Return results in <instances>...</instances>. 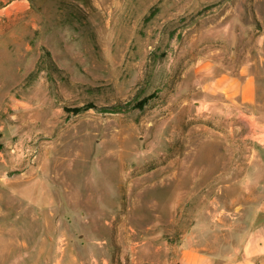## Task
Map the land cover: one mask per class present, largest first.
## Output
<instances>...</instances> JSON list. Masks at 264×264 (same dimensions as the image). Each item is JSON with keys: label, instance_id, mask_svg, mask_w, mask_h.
Returning a JSON list of instances; mask_svg holds the SVG:
<instances>
[{"label": "rangeland", "instance_id": "rangeland-1", "mask_svg": "<svg viewBox=\"0 0 264 264\" xmlns=\"http://www.w3.org/2000/svg\"><path fill=\"white\" fill-rule=\"evenodd\" d=\"M200 60L253 61L264 102V0H0V264H175L246 226L264 156L192 100Z\"/></svg>", "mask_w": 264, "mask_h": 264}, {"label": "crops", "instance_id": "crops-1", "mask_svg": "<svg viewBox=\"0 0 264 264\" xmlns=\"http://www.w3.org/2000/svg\"><path fill=\"white\" fill-rule=\"evenodd\" d=\"M255 68L253 61L235 70L218 69L210 60L197 61L192 68L191 83L204 97L194 96L192 100L197 107L220 106L222 113L233 111L252 118L236 126L237 130L245 129L238 142H245L247 135L252 136V154L261 159L264 156V102L258 97ZM240 177L248 179L250 176L245 170ZM246 187L247 181L245 190ZM255 192L259 193V200L250 208L252 216L246 215L248 222L244 228L236 227L234 220L224 227L226 235L221 251L214 252L198 245L195 236L184 235L178 241L175 264H264V186L257 184ZM239 207H243L242 204L239 203Z\"/></svg>", "mask_w": 264, "mask_h": 264}, {"label": "trees", "instance_id": "trees-1", "mask_svg": "<svg viewBox=\"0 0 264 264\" xmlns=\"http://www.w3.org/2000/svg\"><path fill=\"white\" fill-rule=\"evenodd\" d=\"M149 97H144L142 98L140 101H139V105L142 106L144 102H146V100L148 99Z\"/></svg>", "mask_w": 264, "mask_h": 264}]
</instances>
